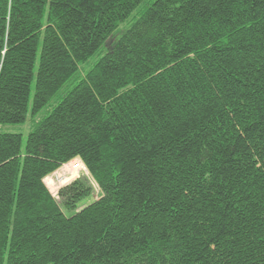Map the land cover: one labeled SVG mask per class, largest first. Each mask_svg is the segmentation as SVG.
I'll list each match as a JSON object with an SVG mask.
<instances>
[{
	"label": "trees",
	"instance_id": "1",
	"mask_svg": "<svg viewBox=\"0 0 264 264\" xmlns=\"http://www.w3.org/2000/svg\"><path fill=\"white\" fill-rule=\"evenodd\" d=\"M33 76L72 85L0 132V264H264V0H0V124Z\"/></svg>",
	"mask_w": 264,
	"mask_h": 264
},
{
	"label": "rangeland",
	"instance_id": "2",
	"mask_svg": "<svg viewBox=\"0 0 264 264\" xmlns=\"http://www.w3.org/2000/svg\"><path fill=\"white\" fill-rule=\"evenodd\" d=\"M133 21L132 17H129L126 21L120 24L118 30L123 31L131 26V23ZM96 59L90 58L89 63H93V61ZM38 64V60L35 65V70ZM87 68V65L84 66ZM72 83L65 84L59 92L53 96L49 102L45 105V107L35 116L31 115V107H32V100H33V95H34V86H35V76H33V80L31 81L30 84V95H29V104H28V114L25 122L23 123H17V124H0V132H9V133H19L21 134V148L20 152L21 155H24L25 152V145H26V140L28 133L31 131L34 123L38 121L40 118H42L44 115H46L50 109L57 103V101L60 98V95L68 88H70ZM65 168H59L56 172L50 174L47 178L44 179L47 188L49 189L50 193L57 198V192L58 190L72 182L73 180L83 177L86 179V181L89 183V185L92 187L93 190V199H98L100 196V190L96 186L95 182L91 178L88 172L85 170L81 171H74V172H68L64 170ZM89 199H87L84 203H88Z\"/></svg>",
	"mask_w": 264,
	"mask_h": 264
},
{
	"label": "built area",
	"instance_id": "3",
	"mask_svg": "<svg viewBox=\"0 0 264 264\" xmlns=\"http://www.w3.org/2000/svg\"><path fill=\"white\" fill-rule=\"evenodd\" d=\"M61 168H65L64 170L68 171V172H74V171H81V170H85L86 172H88L84 166V164L80 161V159L76 158L73 159L67 163H64ZM94 181V180H93ZM95 182V181H94ZM96 184V183H95ZM97 186V184H96Z\"/></svg>",
	"mask_w": 264,
	"mask_h": 264
},
{
	"label": "crops",
	"instance_id": "4",
	"mask_svg": "<svg viewBox=\"0 0 264 264\" xmlns=\"http://www.w3.org/2000/svg\"><path fill=\"white\" fill-rule=\"evenodd\" d=\"M56 172V171H55ZM48 177V176H47ZM47 177H45V178H47ZM45 182V181H44ZM46 184V183H45Z\"/></svg>",
	"mask_w": 264,
	"mask_h": 264
}]
</instances>
